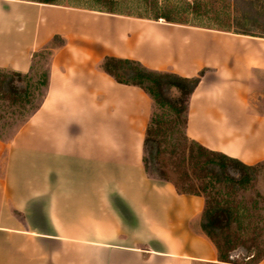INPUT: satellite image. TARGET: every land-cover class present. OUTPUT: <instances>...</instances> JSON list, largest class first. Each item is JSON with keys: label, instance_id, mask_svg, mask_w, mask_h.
<instances>
[{"label": "crops", "instance_id": "0c3cea01", "mask_svg": "<svg viewBox=\"0 0 264 264\" xmlns=\"http://www.w3.org/2000/svg\"><path fill=\"white\" fill-rule=\"evenodd\" d=\"M54 35L65 44L51 59L47 96L11 139H0V264L217 263L200 229L204 198L145 173L151 98L100 63L133 59L183 77L206 68L186 134L252 165L264 161V113L251 105L264 38L0 0V68L29 72Z\"/></svg>", "mask_w": 264, "mask_h": 264}, {"label": "trees", "instance_id": "16d2710c", "mask_svg": "<svg viewBox=\"0 0 264 264\" xmlns=\"http://www.w3.org/2000/svg\"><path fill=\"white\" fill-rule=\"evenodd\" d=\"M33 1L96 9L81 4L79 0H75L77 1L74 2L75 4H63L58 0ZM96 1L101 2L104 7L97 10L109 13L151 20L163 19L170 23L200 26L264 38V0H232V3H228L227 7V9L232 8L231 11L228 10L230 12H227V10L223 12L213 10L214 5L212 4L217 0H193L188 2L186 0L187 4L181 8L168 2L163 4L161 0H138L137 3L144 9V12L139 13L116 11V5L124 0ZM183 13L204 17L209 21H220L219 15L224 13L227 20L215 26L206 21H200L199 23L191 21L183 17ZM211 13H214L215 16H211ZM64 44L63 37L54 35L45 48L33 53L31 68L27 73L0 68V104L6 102L10 105L19 106L21 126L41 107L49 89L51 62L43 72H36L35 77L38 79L33 81V85L29 82L30 78L32 79L31 73L36 70V58L48 52L51 61L55 50ZM100 68L116 82L140 87L151 98V112L145 130L142 154L146 175L155 180L172 183L179 194L199 195L204 198L205 204L200 229L215 245L218 261L226 264L260 263L264 259V252L257 254L250 252L252 247L259 244V235L256 232H254L253 237L248 239L251 243L245 246L248 250L246 256L248 263L232 261L229 252L240 242V236L235 234L236 229H244L243 225L245 223L244 215L237 216L239 209L234 204V196L240 188L250 186L249 183L255 179L262 162L252 165L246 164L223 152L211 150L190 139L186 134L190 98L207 69H202L196 76L183 77L173 72L149 69L137 60L115 56H105L100 63ZM174 92L177 94H174ZM179 124L182 125L185 139L190 144L188 146L183 144L181 151H175L174 153L177 154L173 153V156L178 155L181 162L194 165L193 167L201 174V184L199 185L179 186L176 180L171 178L168 164L161 159L164 137L171 128ZM0 139L5 140L1 135ZM187 178L186 174L184 180H187ZM241 207L248 212L247 208ZM247 217L246 228L250 229L255 226L256 218L251 214H248ZM245 243L243 242V244Z\"/></svg>", "mask_w": 264, "mask_h": 264}, {"label": "rangeland", "instance_id": "374dc122", "mask_svg": "<svg viewBox=\"0 0 264 264\" xmlns=\"http://www.w3.org/2000/svg\"><path fill=\"white\" fill-rule=\"evenodd\" d=\"M81 4H86V6L102 9L103 5L101 2L96 0H79ZM127 1V2H125ZM193 1V0H187ZM213 1V0H210ZM58 2L63 4H75L77 2L75 0H58ZM138 0H124L120 1L118 5H116V11H131L134 13L144 12L141 5H139ZM164 2H168L169 4H173L177 7H185L187 4L186 0H161ZM228 3L231 4L232 0H217L214 1L212 5H214L213 10H219V12L226 11L230 12L232 8L227 9ZM211 4V3H210ZM211 6V5H210ZM104 8V7H103ZM212 8V7H210ZM230 10V11H228ZM226 12V13H227ZM211 16H215L214 13L210 14ZM185 18H188L191 21L199 23L200 21L209 22L216 26L220 25L221 22H226V16L224 13H221L220 21H209L204 19V17H196L193 14L183 13L182 15ZM163 21V19H160ZM46 47V46H45ZM43 47V48H45ZM42 48V49H43ZM41 50V49H40ZM52 59V58H51ZM37 66L36 70L31 73L32 79L30 78V83L33 85V81L37 80L38 78L35 77L36 72H43L48 66L50 61V56L48 52L43 53L36 58ZM174 94H177L174 92ZM2 104V105H1ZM0 104V135L4 137L5 141L11 139L20 129H21V119L19 118L20 108L18 105H10L8 103H1ZM251 105L253 110L264 113V71H257L255 72L253 86H252V96H251ZM151 112V110H150ZM166 113V112H165ZM166 115V114H165ZM167 116H169L167 114ZM165 116V118H167ZM19 129V130H18ZM10 136V137H9ZM162 143V161L168 164V170L170 172L171 178L176 180L179 186H189V185H199L201 184L200 176L201 174L195 169L193 164H189L188 162H181L180 157L178 155L173 156L175 151H181L183 144L187 146L190 144L189 141L185 139V135L183 132V127L181 124L176 125L175 127L171 128L166 136L163 139ZM177 154V153H174ZM180 170V171H179ZM187 174V180H184L185 175ZM189 183V184H187ZM192 183V184H190ZM250 186L247 188H240L234 196V204L238 206L239 209L238 217L245 216V223L244 229H236L235 234L240 236V242L237 243L236 247L232 249L230 254V259L234 262L238 263H248L247 255L248 250L246 249V245L251 243L248 239L253 237L256 234L259 235L258 237V245L252 247V253H261L264 252V161L259 166V170L255 179L249 183ZM241 206L248 209L246 212ZM251 214L254 215L256 218L255 226H252L250 229L246 228L247 224V215ZM255 227V228H254ZM223 239V237H222ZM243 242H246L243 244ZM252 263V262H251ZM197 264H226L218 261L217 263H197Z\"/></svg>", "mask_w": 264, "mask_h": 264}]
</instances>
